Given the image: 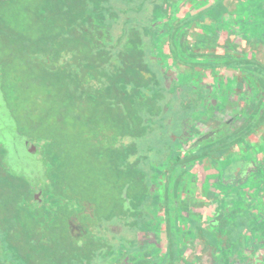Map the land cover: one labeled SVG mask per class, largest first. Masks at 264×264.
Wrapping results in <instances>:
<instances>
[{
	"label": "trees",
	"instance_id": "16d2710c",
	"mask_svg": "<svg viewBox=\"0 0 264 264\" xmlns=\"http://www.w3.org/2000/svg\"><path fill=\"white\" fill-rule=\"evenodd\" d=\"M157 1L0 0V264H107L119 230H148L154 179L167 161L165 253L138 246L152 253L131 264H172L186 219L177 191L190 167L205 160L223 193L218 219L228 241L210 246L226 254L224 264H256L264 248V146L253 161L220 156L248 147L245 140L264 123V65L194 52L187 43L191 22L226 14L224 0L165 25L175 63L238 71L259 93L236 129L193 153L177 152L184 125L216 91L189 77L167 85L145 19L166 18L171 6L161 11ZM246 15L244 25L264 35V0H253Z\"/></svg>",
	"mask_w": 264,
	"mask_h": 264
},
{
	"label": "rangeland",
	"instance_id": "374dc122",
	"mask_svg": "<svg viewBox=\"0 0 264 264\" xmlns=\"http://www.w3.org/2000/svg\"><path fill=\"white\" fill-rule=\"evenodd\" d=\"M213 1L158 0L161 11L166 4L171 6L164 11L166 18L150 20V16H145L146 22L149 23L151 51L152 54H156L158 68L167 85L179 83L183 78L185 81L186 77H189V83L193 86L199 82L216 91L210 99L208 108L199 118L184 125L186 137L176 147L177 152L182 154L193 153L202 145L236 129L248 117L259 94L252 81L243 79L238 71L224 69L211 71L199 68L191 70L175 63L170 56L165 25H174L184 17L203 10ZM252 1L224 0L226 14L218 19L201 16L193 20L187 27V43L192 50L200 53H225L253 59L264 65V35L255 28L244 25L247 21V8L251 6ZM205 135L209 137L201 140ZM245 142L248 143V147L243 144L234 145L225 153L222 152L221 159L249 158L253 161L255 155L262 158L264 123ZM168 169L167 161L160 166V174L154 179V189L158 197L157 204L151 209L152 219L148 230H134L128 233L125 228L119 230L122 237L119 234L112 240L113 245H119L117 253L109 258L107 264H131L137 260L149 259L152 252L150 250L140 252L137 250L138 246L155 245L156 255L159 257L165 253L167 244L164 232L163 188ZM214 175V169L205 160L191 166L181 181L177 193L179 206L185 209L182 216L186 219L181 221L178 234L183 232L184 236H180L176 258L172 264H222V262L224 264L226 254L210 246L211 241L224 245L228 242L223 236L225 222L221 223V219H218V207L223 193L215 186ZM246 203L252 204V201L247 198ZM188 217L192 219V223L188 221ZM194 227L195 234L190 233ZM198 227L204 231L202 235ZM76 234L77 232L75 236ZM252 259L256 264H264V248H258Z\"/></svg>",
	"mask_w": 264,
	"mask_h": 264
},
{
	"label": "water",
	"instance_id": "95a60500",
	"mask_svg": "<svg viewBox=\"0 0 264 264\" xmlns=\"http://www.w3.org/2000/svg\"><path fill=\"white\" fill-rule=\"evenodd\" d=\"M25 149L28 153H32L35 150V148L31 147L29 144L25 146Z\"/></svg>",
	"mask_w": 264,
	"mask_h": 264
}]
</instances>
